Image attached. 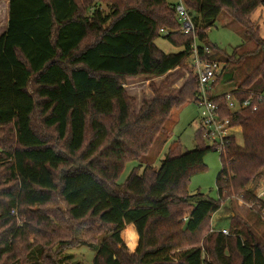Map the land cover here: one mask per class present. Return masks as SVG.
<instances>
[{"label": "trees", "instance_id": "16d2710c", "mask_svg": "<svg viewBox=\"0 0 264 264\" xmlns=\"http://www.w3.org/2000/svg\"><path fill=\"white\" fill-rule=\"evenodd\" d=\"M183 2L194 33L181 31L177 1L9 0L8 27L0 35V166L15 187L0 202V264L65 263L71 256H53V247L81 242L86 233L96 250L93 264H264V244L237 226L234 237L211 233L207 251L195 237L232 194L255 203L260 213L264 208L250 187L264 170V59L230 91L240 99L262 95L257 110L231 112L225 93L213 97L243 136L242 144L232 137L221 154L217 199L187 190L214 150L198 129L195 149L170 152L158 168L135 167L118 182L129 161L149 152L172 110L196 103L199 94L194 72L179 90L164 94L169 76L159 86L152 83V97L138 106L125 88L128 78L184 67L196 39L200 57L220 62L219 48L207 39L223 14L264 47L251 21L264 0ZM159 37L180 51L164 52ZM56 199L64 208L43 212ZM23 207L37 209L20 224L14 210ZM130 224L136 229H127ZM138 235L129 255L126 242L135 248Z\"/></svg>", "mask_w": 264, "mask_h": 264}, {"label": "rangeland", "instance_id": "374dc122", "mask_svg": "<svg viewBox=\"0 0 264 264\" xmlns=\"http://www.w3.org/2000/svg\"><path fill=\"white\" fill-rule=\"evenodd\" d=\"M98 1L100 0H94V4ZM176 1L177 0H170L172 3H175ZM102 8L108 12L110 6L103 2ZM4 9V0H0V34L8 27L7 14ZM251 21L254 26L258 27V35L260 36L262 43H264V7H259L251 15ZM207 42L219 48V54L221 56H218V59L220 60L222 67L225 63H228L223 78L214 89L215 92L223 90L231 91L239 86L264 59L263 45L258 46L256 42L247 36L245 29L237 21L231 19V17L226 14H223L216 24L208 31ZM156 45L166 53L180 51V48L176 47L164 37L157 38ZM239 46L240 48L237 50ZM228 57H231V59H228ZM192 72L193 67L191 65L190 57L184 67L172 70L168 74L152 78L146 76L128 78L125 81V88L127 92L136 99L137 105L140 106L145 97H152V83L159 86L170 76L169 83L164 93L169 94L174 90H179L188 80ZM257 83L256 86H253L254 88L257 86L260 87L261 82L258 81ZM199 115L200 108L194 102L186 103L179 108H174L171 116L164 124V129L158 135L149 152L139 160L129 161L125 165L118 182L124 183L135 167L153 165L158 168L162 159L170 152H177L179 149L183 152L195 149L197 129L199 128ZM201 139H203L202 136ZM236 140L239 144L243 143V136L240 127L236 134ZM207 145L209 144L207 143ZM60 146L63 147V142L60 143ZM204 162L206 163L207 168L192 176L187 190L191 195L202 193L205 198L217 199L218 192L216 179L222 169L220 151H209L204 158ZM3 171H5V168L1 165L0 202H5L7 200V198H5L7 189L15 187V185L10 187L12 186V183L5 181L6 177L3 175ZM250 187L254 188L255 193L257 194L264 190V170L250 183ZM254 206L255 204L253 202L251 203L244 200L243 197L238 194H232L225 198L221 203L220 209L212 214L209 226L203 233L195 236L199 241L198 244L203 246L207 251L208 246H210L209 243H211L208 241V236L211 233L222 232L225 229L227 230L225 235L234 237L235 226L239 228V232L251 233L258 241L264 244V215ZM57 208H64V205L59 199L45 205L43 212L50 214L52 211L57 210ZM36 209L37 207H23L21 210H14L18 223L21 224L25 220H29L33 215L31 212H35ZM87 223L88 222L85 224ZM94 226L97 225L94 224ZM230 226H233L234 228H231ZM129 227L131 226L128 225L127 229ZM100 233L101 234H97V242H100L105 234L104 232ZM54 240H57L56 236ZM80 241L81 242L73 241L70 245L63 247L56 244L52 249V255H56L58 258L65 255L71 256V258L62 264H73L76 261H81L83 264H93L96 250L91 247L92 234L86 233L85 236L80 238ZM139 241L140 238L138 235V244L135 248H132L128 244V241L126 242L128 247L127 253L129 255H133L136 252Z\"/></svg>", "mask_w": 264, "mask_h": 264}, {"label": "built area", "instance_id": "2783aa9c", "mask_svg": "<svg viewBox=\"0 0 264 264\" xmlns=\"http://www.w3.org/2000/svg\"><path fill=\"white\" fill-rule=\"evenodd\" d=\"M176 11L181 22V31L184 33H194V25L183 0H177ZM209 53L211 49L203 46ZM191 65L193 72L197 74L199 80V94L196 104L200 108L199 115V134L214 150L220 151V155L225 152L226 145L232 137H236L239 126L233 124L232 119L224 115V107L220 102L213 99V84L222 71L221 62L215 60L203 59L199 54V44L197 39L193 44V53L191 55ZM226 105L229 110L236 111L244 108L257 110L258 103L263 100L262 95L251 96L240 99L236 94L230 91L225 92ZM258 198L264 200V190L258 193ZM255 204V203H254ZM264 215V208L262 209ZM227 233V230H223Z\"/></svg>", "mask_w": 264, "mask_h": 264}, {"label": "crops", "instance_id": "0c3cea01", "mask_svg": "<svg viewBox=\"0 0 264 264\" xmlns=\"http://www.w3.org/2000/svg\"><path fill=\"white\" fill-rule=\"evenodd\" d=\"M4 7H5V13L7 14L6 16H7V24H8V19H9V0H4ZM2 34V33H1ZM0 34V35H1ZM229 91V90H228ZM225 92H227V90H223V91H218V92H215L214 90H213V93L215 94V95H218V94H222V93H225ZM129 226H132V227H134V225L133 224H130Z\"/></svg>", "mask_w": 264, "mask_h": 264}]
</instances>
